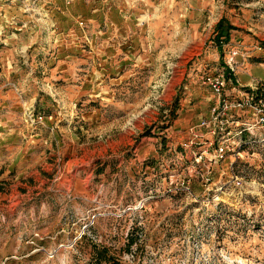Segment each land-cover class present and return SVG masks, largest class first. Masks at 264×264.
I'll return each mask as SVG.
<instances>
[{
    "label": "rangeland",
    "instance_id": "1",
    "mask_svg": "<svg viewBox=\"0 0 264 264\" xmlns=\"http://www.w3.org/2000/svg\"><path fill=\"white\" fill-rule=\"evenodd\" d=\"M11 3L0 264H264L262 142L210 174L178 147L209 114L204 73L264 81V0Z\"/></svg>",
    "mask_w": 264,
    "mask_h": 264
},
{
    "label": "built area",
    "instance_id": "2",
    "mask_svg": "<svg viewBox=\"0 0 264 264\" xmlns=\"http://www.w3.org/2000/svg\"><path fill=\"white\" fill-rule=\"evenodd\" d=\"M13 1L19 0H10ZM39 1L42 0H21L19 5L23 11H30L37 7ZM43 1L49 4V0ZM64 2L69 4L71 0ZM78 23L82 25L83 21ZM236 64L230 60L221 71L204 73L202 82L212 95L209 114L199 117L189 127V137L178 146L182 152L190 150L191 163L195 166L206 163L208 174L216 171L218 164L227 158L235 156L237 161L241 154H246L253 143L249 141L251 138L253 141L257 138L264 146V81L254 78L249 83L250 87L242 90L243 85L236 77ZM201 147L210 151L206 153ZM229 170L233 171V161H229Z\"/></svg>",
    "mask_w": 264,
    "mask_h": 264
},
{
    "label": "crops",
    "instance_id": "3",
    "mask_svg": "<svg viewBox=\"0 0 264 264\" xmlns=\"http://www.w3.org/2000/svg\"><path fill=\"white\" fill-rule=\"evenodd\" d=\"M3 2H6V1H9V0H2ZM19 1H21V0H19ZM19 1H13L11 4L13 5V3H15L14 5H15V7H17V8H19V11L20 10H22L23 11V8H22V6L21 5H19ZM3 5H5V4H3ZM2 7V6H1ZM7 7H9V6H7ZM41 9H44L43 7H48V5H45V4H43L42 6H39ZM36 9H37V7H36ZM38 10V9H37ZM46 15H48L47 13H46ZM254 69H253V66L250 64L249 65V67H248V70H247V72H248V74H252L254 77H258V78H262V76H260L258 73H254ZM248 74H247V76H248ZM246 75H245V78H248Z\"/></svg>",
    "mask_w": 264,
    "mask_h": 264
},
{
    "label": "trees",
    "instance_id": "4",
    "mask_svg": "<svg viewBox=\"0 0 264 264\" xmlns=\"http://www.w3.org/2000/svg\"><path fill=\"white\" fill-rule=\"evenodd\" d=\"M217 27L219 28L218 30V34H217V41L220 40V38H222L223 36V39L227 40L228 39V34H229V30H226L223 26H222V21L219 22V24L217 25ZM220 46V45H219Z\"/></svg>",
    "mask_w": 264,
    "mask_h": 264
}]
</instances>
